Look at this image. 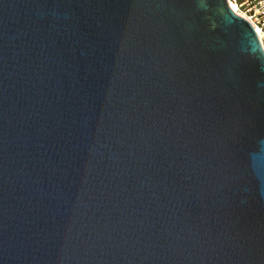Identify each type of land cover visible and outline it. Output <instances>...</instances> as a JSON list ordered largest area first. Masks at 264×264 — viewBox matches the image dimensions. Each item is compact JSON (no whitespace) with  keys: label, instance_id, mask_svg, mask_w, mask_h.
I'll return each instance as SVG.
<instances>
[{"label":"water","instance_id":"obj_1","mask_svg":"<svg viewBox=\"0 0 264 264\" xmlns=\"http://www.w3.org/2000/svg\"><path fill=\"white\" fill-rule=\"evenodd\" d=\"M0 264H264V51L227 0H0Z\"/></svg>","mask_w":264,"mask_h":264},{"label":"built area","instance_id":"obj_2","mask_svg":"<svg viewBox=\"0 0 264 264\" xmlns=\"http://www.w3.org/2000/svg\"><path fill=\"white\" fill-rule=\"evenodd\" d=\"M232 11L256 32L264 51V0H227Z\"/></svg>","mask_w":264,"mask_h":264}]
</instances>
